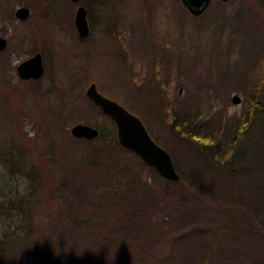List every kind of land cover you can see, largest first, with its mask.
I'll list each match as a JSON object with an SVG mask.
<instances>
[{
    "label": "rangeland",
    "instance_id": "obj_1",
    "mask_svg": "<svg viewBox=\"0 0 264 264\" xmlns=\"http://www.w3.org/2000/svg\"><path fill=\"white\" fill-rule=\"evenodd\" d=\"M27 1L0 0V36L8 41L5 56L10 54L9 66L5 71L0 68V264H43L36 262L37 257H46L40 254L38 246L49 233L38 231L39 227H52L59 233L60 223L70 237L54 236L56 243L63 240L59 242L58 254L72 252L74 246L84 241L89 242L92 251L99 236L95 222L102 220L103 213L110 221L121 213V206L114 202L118 192L125 194L122 184L131 185V202L143 205V212L135 217L137 224H143L139 229L133 227V237H118L119 242L107 256L115 264H140L145 257L143 264H154L172 251L173 232L165 216L170 215L175 221L187 217L196 221L209 219V205L213 201L208 197L209 178L200 159L198 163L190 157L186 141L169 130L167 119L156 121L149 115L153 111L149 101L150 95L155 94L152 90H158L153 100H161L157 81L151 76L162 70V98L170 103L169 110L162 111L165 114L171 112L170 107L189 102L193 103L195 113L203 114L202 120L209 121V116L217 113L240 116L245 98V91L240 89L242 71L249 58L256 59L264 43V0H234L225 6L223 17L218 15L221 6L212 2L199 18L189 16L179 0H116L121 40L134 51L133 60L124 63L126 58L120 52L111 58L109 49L115 45L110 46L109 40H103L97 51L91 48V54L84 58V52L71 46L65 36L57 32L52 35L51 24L42 18L36 21L40 37L27 42L26 28L31 24L14 18V10ZM240 9L247 17L242 24L245 32H235L240 22L230 23L235 18L233 13ZM104 15L107 23L109 16L105 11ZM44 30H48V40L53 36L60 38L56 48L50 46L53 50L40 47L41 43L44 47L48 43ZM129 33L132 36L127 40ZM66 34L71 37V32ZM23 38L24 45L18 44ZM118 41L121 42L119 36ZM104 45L108 51L102 55ZM39 50L43 53L45 75L36 85L23 83L14 68ZM91 83L142 122L154 142L169 154L174 167L177 164L178 172L190 181L193 197L182 187L154 179L147 168L134 165L128 155L121 165L129 169L133 165L134 171L129 173L139 175L147 184L143 201L136 200L142 193L132 186V179L122 172L124 168H111L117 159L112 152L103 154L107 163L97 162L103 169H96V162L87 166L93 148L72 137L71 128L89 125L105 134L113 129L85 96ZM233 96L241 102L233 105ZM193 175L197 176L194 182ZM73 190L83 195L74 221L63 212L74 203ZM205 192L208 193L204 195ZM193 198L194 204L200 201L204 211L193 207ZM105 201L113 204L111 208H105ZM91 224L94 226L90 228ZM103 226L108 229L105 224L100 225ZM70 227L78 228V234L76 230L69 231ZM63 262L71 264L64 258L56 264Z\"/></svg>",
    "mask_w": 264,
    "mask_h": 264
},
{
    "label": "trees",
    "instance_id": "obj_2",
    "mask_svg": "<svg viewBox=\"0 0 264 264\" xmlns=\"http://www.w3.org/2000/svg\"><path fill=\"white\" fill-rule=\"evenodd\" d=\"M215 4L222 8L218 15L225 16L224 8L227 4L220 2H215ZM242 11V9L235 11L233 16L236 19H230V23L233 21L241 23L236 26L235 32H245L242 24L247 17ZM256 54V59L249 58L246 62V69L242 71L240 89L245 91V98L244 109L240 116L226 117L224 113H217L210 115L209 121L202 120L203 114L199 115L200 112L197 111L195 113L193 103L191 105L189 102L184 105L179 104L175 108L170 107L171 112L165 114L162 111L169 110L170 103L162 98L163 79L160 74L162 70L151 76L157 81L161 100L159 102L153 100L158 90H152L155 94L150 95L152 100L149 101L152 103L153 111L149 112V115H152L156 121L163 120L164 122L167 119L169 130L175 132L178 139L186 141L190 157L197 159L198 163L200 159L205 170L204 174L209 178V193L205 192L204 195L208 193L209 200L213 201V205H209V219L196 221L188 220L187 217L184 221H175L170 215L165 216L173 232L170 238L172 251L154 264H264V43ZM146 87L150 88L149 85ZM146 96H148L147 93ZM94 107L111 123L113 129L108 134L100 130L99 136L92 141L77 139L79 142L86 143L87 148H93L88 156L89 160H86L87 166L96 162V169H103V166H99L97 162L107 163L103 154L112 152L117 159L113 161L111 168L115 165L123 169L121 162H123V157L128 155L134 165L147 168L154 179L168 186L182 187L193 197L190 193V181L178 172L177 164H175V170L179 175L177 182L160 177L154 170L145 166L137 156L119 146L113 122L98 107ZM131 167L130 169L124 168L122 172L128 179H132V186L141 191L142 195L136 196V200L143 201L147 184L141 181L139 175L129 173L134 171V166L131 165ZM205 175L202 176L205 177ZM196 180L197 176L193 175L192 182ZM122 186H124L125 194L118 192L115 196L117 200L114 202L121 206V213L114 221H110L108 215L103 213L101 219L105 222L102 223V220L99 223H97L98 220L95 222L99 236L94 240L95 246L92 251L88 248L89 242L84 241L82 245L74 246L72 252L63 251L60 255L58 254L61 248L59 242L63 240L58 241L57 244L54 236L63 235L62 237L65 238L63 225L60 223L59 233L52 227L44 229L39 227L38 231H48L49 237L41 239L42 243L40 242L38 246L40 254L44 253L46 257H37L36 262L56 264L59 259L64 258L71 264H115V260L111 261L107 253L110 254L114 249L113 246L119 242V238L125 240L126 234L128 238L132 236L135 230L133 227L136 229L142 227L140 226L142 222L139 221L137 224L135 217L139 216V212H143V205L139 207L134 200L131 202L128 195L131 185L122 184ZM71 194V200L74 203L70 209L66 206L69 211L64 210L63 212L65 216L73 217L74 221L81 209L79 202L83 195L82 192L78 193L75 190ZM193 200L194 198L191 201L193 207L204 211L200 201L196 200L194 204ZM105 202V208H111L113 205L109 203L110 201ZM95 205L99 207L98 203ZM109 223L111 225L108 227ZM102 224H105L108 229L104 230L105 226L100 227ZM75 226L78 224L76 223ZM92 226L94 225L91 224L89 227ZM77 229L70 227L69 231L76 230L75 233L78 234ZM68 237H70L69 233L66 239ZM173 247H176L178 251L176 252ZM146 259L147 257L142 262ZM142 262L140 264H143Z\"/></svg>",
    "mask_w": 264,
    "mask_h": 264
},
{
    "label": "flooded vegetation",
    "instance_id": "obj_3",
    "mask_svg": "<svg viewBox=\"0 0 264 264\" xmlns=\"http://www.w3.org/2000/svg\"><path fill=\"white\" fill-rule=\"evenodd\" d=\"M180 6L181 2L179 0ZM116 0H77V1H72V0H34V1H27L25 4H21L18 8L14 10V18L19 21L20 23H26L29 21L31 24L29 27L26 28V36L25 39H38V36L40 35L38 32V26H36V21L38 18L46 19L51 25V34L54 35L55 32H57L61 36H65L68 39V43L72 46L74 45L75 48L82 50L84 52L82 56L86 58L89 56L90 49L92 48L93 51H97V47L102 43V41L109 40L110 41V46H113L109 50H112L113 56L111 57L112 59L116 58L117 55L120 54L125 56L126 60H123L122 63L130 62L133 60L134 56V51L133 48L126 45L125 43L122 42L121 34L122 29L120 31V27L117 26V7H116ZM27 9L28 10V16L26 20H19L16 17V11L19 9ZM40 8V11L38 10ZM79 8L84 9L85 11V18L87 22V27H88V35L86 37H80L77 33L75 24H74V18L77 10ZM109 10V11H107ZM104 11L108 14L109 20H107L106 23V18L107 16L104 15ZM187 14L188 12L184 10ZM189 15V14H188ZM127 22V20H126ZM47 28V27H45ZM124 29L129 30L128 27H125ZM66 32H71V37L67 34ZM49 37L48 30L43 31V35L46 38V41L48 43L46 47L42 46L44 44H40L41 49L46 48L48 50H53L55 47V44H57L60 41V38H53L47 39L46 35ZM118 36L121 42L118 41ZM130 33L127 36V40L129 37H131ZM40 37V36H39ZM1 39L5 41V47L2 51H0V68L1 70L4 69L10 64V54L8 57L5 56V50L8 45V41L6 38L3 36H0ZM20 39V36L18 37ZM55 42H54V41ZM103 41V42H104ZM18 44L24 45V38L21 39V42L19 41ZM32 47H36L35 43H30ZM53 48H51V47ZM73 46V47H74ZM102 55L107 53L108 48L104 45L102 47ZM109 52V53H110ZM35 55H39L42 63V68H43V73L42 76L35 80V79H28V80H23L21 79L18 74H17V67L25 62L26 60H29L30 58L34 57ZM96 55V54H94ZM115 55V56H114ZM129 59V60H127ZM43 53L41 50L35 52L31 57L25 59L21 63L17 64L14 68V72L18 79L22 81L23 83L27 84H32L36 85V83L41 80V78L44 77L45 75V65L43 63ZM121 71H123L121 69ZM92 84V83H91ZM98 91V90H97ZM99 94H101L98 91ZM107 99L113 100L110 97H107L103 94H101ZM88 101L94 105L93 102H91L89 99ZM114 101V100H113ZM116 102V101H115ZM118 103V102H117ZM119 104V103H118ZM120 105V104H119ZM95 106V105H94ZM122 106V105H121ZM123 107V106H122Z\"/></svg>",
    "mask_w": 264,
    "mask_h": 264
},
{
    "label": "water",
    "instance_id": "obj_4",
    "mask_svg": "<svg viewBox=\"0 0 264 264\" xmlns=\"http://www.w3.org/2000/svg\"><path fill=\"white\" fill-rule=\"evenodd\" d=\"M211 1L213 0H180L182 7L193 17L202 16L208 9ZM215 1L227 4L234 0ZM27 16L28 10L25 8L16 11V17L19 20H26ZM74 24L80 37H86L88 35L84 9L79 8L77 10ZM4 47L5 41L0 38V51ZM42 73L43 68L39 55H35L17 67V74L23 80H37L42 76ZM85 95L102 113L113 121L116 126L117 142L122 149L136 155L145 166L153 169L160 177L172 182L179 180V175L175 171L169 154L154 143L142 122L137 117L129 113L117 102L99 94L93 83L87 87ZM240 102L241 99L238 96L231 98L233 105L239 104ZM70 135L76 139L92 141L98 137L99 132L90 126L77 124L71 128ZM60 264L67 263L63 262Z\"/></svg>",
    "mask_w": 264,
    "mask_h": 264
}]
</instances>
